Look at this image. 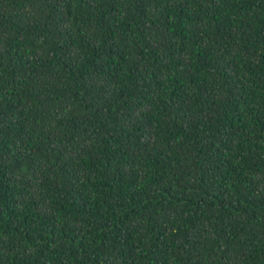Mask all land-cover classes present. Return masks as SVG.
<instances>
[{"label":"trees","instance_id":"obj_1","mask_svg":"<svg viewBox=\"0 0 264 264\" xmlns=\"http://www.w3.org/2000/svg\"><path fill=\"white\" fill-rule=\"evenodd\" d=\"M0 264H264V0H0Z\"/></svg>","mask_w":264,"mask_h":264}]
</instances>
